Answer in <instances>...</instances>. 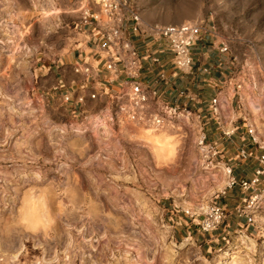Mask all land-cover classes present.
Segmentation results:
<instances>
[{
  "label": "rangeland",
  "instance_id": "rangeland-1",
  "mask_svg": "<svg viewBox=\"0 0 264 264\" xmlns=\"http://www.w3.org/2000/svg\"><path fill=\"white\" fill-rule=\"evenodd\" d=\"M92 1L0 0V264H264L262 186L237 185L244 200L201 230L218 199L200 190L218 169L180 110L157 131L115 123L109 142L94 127L61 129L70 114L45 109L42 81ZM130 2L148 26L209 19L237 64L236 103L264 129L263 107L243 100L250 87L264 100V0Z\"/></svg>",
  "mask_w": 264,
  "mask_h": 264
},
{
  "label": "crops",
  "instance_id": "crops-1",
  "mask_svg": "<svg viewBox=\"0 0 264 264\" xmlns=\"http://www.w3.org/2000/svg\"><path fill=\"white\" fill-rule=\"evenodd\" d=\"M199 23L202 32L191 47L193 66L190 71L174 65L169 41L155 32L157 26H148L140 19L141 29L135 32L132 30L133 20L126 17L123 32L140 55L137 81L145 89L157 91L156 97L151 100V108L173 116L177 114L173 108L180 107L181 114L199 128L202 136L205 135V144L202 145L206 152L205 163L218 170L209 173L214 179L208 175L209 179L205 180L200 191L212 194L218 199L215 202H220L218 204L228 211V208L244 200L236 199L240 188L237 185L230 187L231 177L252 179L260 166L257 153L264 151V129L255 126L253 120L248 122L236 103L237 64L232 53L224 49L223 41L209 19ZM111 52L93 24L84 26L70 54L61 57L46 74L51 84L47 80L42 81L45 109L60 106L64 113L72 117L68 122L63 120L59 124L61 129L72 128L90 135L94 132V124L104 122L108 126V141L116 139L115 123L119 122L114 118V96L122 90L128 91L131 81L123 72V62L116 65L121 72L116 77L105 68ZM83 64L91 67L90 74L74 71L75 67ZM65 93L70 94L71 101H64ZM91 94H96V97L92 98ZM243 148L248 152L246 159L239 156ZM257 185L262 186L264 191V175ZM258 188L254 187V190ZM241 192L247 193V190Z\"/></svg>",
  "mask_w": 264,
  "mask_h": 264
},
{
  "label": "built area",
  "instance_id": "built-area-1",
  "mask_svg": "<svg viewBox=\"0 0 264 264\" xmlns=\"http://www.w3.org/2000/svg\"><path fill=\"white\" fill-rule=\"evenodd\" d=\"M131 0H93V5H87L81 9V24L84 26L93 24L100 32L103 41L111 48V55L105 62V68L114 77L121 72L117 68L118 62H123V72L131 81L128 91H120L114 96V118L116 121H131L146 129L160 130L172 122V115L162 114L151 108V100L156 95V90H147L137 81L140 74V55L133 46L131 40L123 32V21L126 17L133 20L132 30L137 32L141 29L140 16L131 6ZM97 7V8H96ZM155 32L168 39L173 51L174 65L184 71H190L193 66L191 47L200 38L202 26L195 22H182L178 24L161 25L154 28ZM224 49L226 47L224 46ZM154 60H158L154 57ZM75 72L90 74L91 67L83 64L74 68ZM92 98L96 94H91ZM65 102L71 101V96L65 93ZM216 99L213 100L215 102ZM182 110L174 107L173 112ZM216 112L217 108L214 107ZM200 145L205 144V135L199 141ZM243 159L248 157L246 149L239 151ZM260 166L255 170L254 177L250 180L231 177L230 187L240 185L248 190L260 182L264 175V151L258 156ZM226 218L225 208L218 203L210 205L204 217L199 221L202 231L209 232L217 227Z\"/></svg>",
  "mask_w": 264,
  "mask_h": 264
},
{
  "label": "bare ground",
  "instance_id": "bare-ground-1",
  "mask_svg": "<svg viewBox=\"0 0 264 264\" xmlns=\"http://www.w3.org/2000/svg\"><path fill=\"white\" fill-rule=\"evenodd\" d=\"M249 88V87H248ZM256 90V89H255ZM243 92H245V90L243 91ZM257 92V91H256ZM253 89H251V87H250V94L249 95H247V94H245L246 96H245V98L243 99L244 100V103H245V106L248 108V109H250L251 111H253V112H255V114H256V112H257V110L259 109V108H261L262 109V105L264 104V100L262 99V97L260 98L259 96H261V95H258L257 93H256ZM261 91H259V93H260ZM262 95H263V93H262ZM264 97V96H263ZM225 107V106H224ZM250 111V112H251ZM259 114H261V113H259ZM187 119H188V121H189V118L188 117H186ZM186 119V120H187ZM190 121H191V119H190ZM190 123V122H189ZM188 123V124H189ZM95 133H99V135H101V133H104V132H106L107 131V133H108V126H107V124H105L104 122H97V124H95ZM102 131V132H101ZM105 135V134H104ZM210 176V175H209ZM210 178H212V179H214L213 177H211L210 176ZM209 179V178H208ZM204 183H205V181H204ZM204 183H203V185H204ZM15 246V245H14ZM15 248V247H14ZM19 248V247H18ZM16 249V248H15ZM233 257H235V256H233V253L231 254H229V256H228V258L229 259H231V258H233ZM149 260V259H148ZM147 259H146V261H148ZM149 262V261H148ZM147 262V263H148ZM144 263H145V261H144Z\"/></svg>",
  "mask_w": 264,
  "mask_h": 264
}]
</instances>
